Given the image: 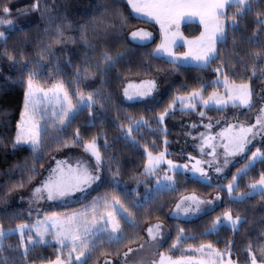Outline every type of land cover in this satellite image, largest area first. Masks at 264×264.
I'll return each mask as SVG.
<instances>
[{"label": "trees", "instance_id": "16d2710c", "mask_svg": "<svg viewBox=\"0 0 264 264\" xmlns=\"http://www.w3.org/2000/svg\"><path fill=\"white\" fill-rule=\"evenodd\" d=\"M33 3L36 0H0V7L8 4L11 8L10 18L13 20L11 28L0 25V31L5 33L4 38H0V230H11L18 224H31L34 219L49 213L65 216L82 210L94 200L102 202L105 198L109 201L119 198L132 213L136 226L121 223L122 239L119 243H109L106 236L101 235L95 249L87 255L86 264H100L104 259L117 258L138 245L145 237L146 226L154 222L167 226L168 235L160 251L173 259L189 255L196 257L197 252L191 249L210 243L221 252L226 253L230 248V259L236 264H251L249 251L259 261L260 248L264 245V194L257 192L249 195V185L258 181L264 173V159L256 160L247 174L238 173L249 163L248 157L257 148H261L264 156V143L253 145L223 178L211 180L210 186L205 181L177 172L174 173L176 191L158 194L153 189L154 175L144 176L142 173L147 160L144 148L147 147L154 155L166 151L167 157H178L182 122L200 112H205L201 117L204 121L225 118L227 122L244 124L251 121L259 109V94L264 86V0H248L243 5H231L226 9L222 17L227 21L224 42L217 45L216 59L206 68H177L163 57L154 59L153 53L159 40L157 26L136 17L126 0H88L86 10L76 13L68 10L66 0H40L39 12L31 10L29 6ZM45 6L48 7L47 12H44ZM57 27L72 40L53 43ZM139 27L152 30L155 38L147 44L131 43L128 33ZM180 28L184 36L191 38L201 32L198 24H183ZM82 33H86L87 43L81 39ZM50 43L52 47L48 48ZM180 49L182 47L176 50ZM49 52L54 55L49 56ZM105 53L116 61L107 75L93 71L107 66L102 59ZM9 55L14 57L15 64L8 60ZM85 66L93 73L88 79L83 77ZM217 68L222 69V77L228 75L236 83H249L253 94L250 110L231 106L223 111L214 107L202 110L197 105L196 110L181 111L176 107L165 117L163 124L158 123L159 115L173 96L187 94L206 85L203 95L207 98L218 89L213 85ZM145 69L148 71L145 72ZM78 70L81 72L79 85L76 82ZM30 72L37 73L36 84L41 88L63 83L74 103L80 93L87 96L91 92L96 100L91 109L94 115H90V110L84 107L73 115L62 131L58 122L44 126L47 131L41 138L38 161L33 160V153L27 146L13 152L8 143L15 136L16 123L24 104L25 88L21 81H26ZM157 75L162 76L165 91L156 101L136 104L121 101L120 91L127 80ZM141 118L149 123L136 128L129 137L128 128L134 127ZM78 130L81 146L74 148L81 150L83 142L96 138L104 159L103 179L91 195L85 201L41 213L8 206V197L28 191L39 179L40 175H37L29 183V170L34 167L36 173L41 174L50 157L64 150L63 143L71 142ZM5 143H8L7 148ZM117 168L119 174L114 180L113 173L117 172ZM233 176H238V179L230 199L227 185L232 182ZM21 181L24 187L12 190L13 185L18 186ZM187 194L202 198L217 194L221 202L213 210L192 220L170 218L175 203ZM238 195H244L245 199L237 201ZM135 204L140 207H133ZM225 211H230L234 219L240 217L242 223L238 229L220 224L213 231V222L217 217L222 221ZM181 228L184 229L182 239L177 241ZM174 242L177 243L175 249L171 247ZM2 246L0 264H47L61 254L58 245L37 243L28 247L25 258L15 233L4 236ZM62 251V258L67 259V249Z\"/></svg>", "mask_w": 264, "mask_h": 264}, {"label": "snow or ice", "instance_id": "6c2138e0", "mask_svg": "<svg viewBox=\"0 0 264 264\" xmlns=\"http://www.w3.org/2000/svg\"><path fill=\"white\" fill-rule=\"evenodd\" d=\"M236 0H127L128 6L132 9L138 17L145 18L146 21H154L160 27L162 34V42L157 45L156 51L153 53V58L158 59L161 57H167V63L179 68L182 66L181 62L194 61L199 67L206 68L210 63L214 62L217 54V45L224 42L226 25L222 20L225 16V8L230 3H235ZM245 0H239V4L243 5ZM33 12L41 11L40 0H36L29 6ZM48 11V7L45 6L44 12ZM0 12L3 16L0 17V25L12 27L13 20L11 17V8L8 4H4L0 7ZM25 15L27 13H24ZM192 18H198L203 31L195 40H185L184 46L187 48L181 56L175 54L173 49L177 46V38L183 39L179 33V25L184 20H190ZM51 20V17H49ZM49 27H52L49 24ZM114 27V26H112ZM175 29V30H174ZM56 37L53 43L62 44L65 40H72V37H65L64 32L60 27L55 29ZM133 40L139 38L141 43L151 40V33L146 31H137L132 34ZM5 33L0 31V38H4ZM81 39L87 43L86 33L81 34ZM52 47V43L48 45V48ZM49 56L54 53L49 52ZM257 55H260L257 53ZM43 58V53L41 54ZM104 63L107 65L101 69L97 67L94 72H101L104 75L111 70L116 61L105 53L102 57ZM8 60L15 64L14 57L8 56ZM148 70L145 69V72ZM217 76L222 74V69L217 68ZM93 74L90 72L88 66L83 69L84 79H88ZM37 73L30 72L26 81H21L24 84V107L20 114V120L16 123L15 136L9 141L11 150L13 152L22 149L24 146L33 153V160L38 161L40 159L39 153L42 147V136L46 134L47 129L42 128L40 120L37 119L38 108L37 101L40 99L39 93H43L44 99L56 107H59V112L53 111V119L58 122L62 127L67 126V123L71 122L73 115L83 107H87L90 115H94L91 112L93 105L96 103L94 94L89 92L85 99L83 93L79 94V103L73 104L72 95L65 88L63 83L54 86L48 91H44L42 88H38L36 84ZM81 79V72L78 70L76 73V82L79 85ZM213 85L219 88V79L213 81ZM206 85L201 88L194 89L187 94L175 95L168 103L164 111L159 115L158 123L163 124L165 117L169 114V111H175L177 103L180 105V110H196L197 102L205 109L215 107L218 111H223L229 106L232 108H242L250 110L252 107V90L247 82L236 83L234 80H230L228 75H224L223 87L224 94H218L217 91H213L207 98L203 93L206 90ZM129 89H134L130 92ZM158 85L155 80H143L138 85L129 84L124 89V96L128 100H132L133 96L140 98H154V93L157 91ZM51 92V95H49ZM46 115V114H45ZM205 112H200V116L203 117ZM43 118V117H42ZM149 122L143 118L136 122L135 127L128 128V136H132L136 128L144 127ZM227 123V118H225ZM195 127V125H193ZM206 132L200 134V137H193V139H199L198 145L199 151L203 155H211L214 160L208 161L209 167L215 162V158L218 157L216 151L217 147H222L224 150V162L223 167H227L229 163V157L243 156L246 151L249 150L248 146L252 144L257 135L264 134V107L260 108L259 114L256 117V123L252 125L244 124H228L217 135H211V124L204 125ZM219 139L220 143L215 141ZM8 143H5L4 147H8ZM167 144V140H165ZM81 146V137L79 130L76 133V137L71 142H64L63 148H72ZM107 145H105V148ZM205 149L210 151L205 153ZM83 151L87 156H90L95 161L93 167L91 163H86L83 160H77L76 166L72 167L67 164V161L57 160L56 167L46 169L48 175L42 177L39 184L34 186L31 192V199L36 202L44 201L48 202L64 201L77 193H86L89 189L93 188L97 182L102 181L104 159L101 155V150L97 145V139L93 138L91 141L83 142ZM144 152L147 154V160L144 164L142 175L152 176L155 175L162 164H167L169 171L176 173L178 167L183 168L185 172L188 171V165L177 166L173 164L171 160L166 159V151L160 152L154 155L152 151H149L147 147L144 148ZM264 159L261 154V148H257L255 152H252L251 157H248L249 163L245 165L243 169L239 170L238 175L247 174V171L256 162V160ZM188 159L191 161L192 156ZM204 163L202 159H196L195 163L191 167L193 173H199L200 177L204 178L205 182L210 186L209 174L201 166ZM19 167V165H17ZM43 167V165H41ZM219 173L222 170L221 165L217 164L215 168ZM111 171V168H109ZM28 182L31 183L37 175L35 168L29 170ZM119 174L113 173V179L115 180ZM238 176H233L232 182L227 185L229 197L235 191L236 181ZM163 183L160 179L156 181V192L159 194L163 191L175 192V181L172 176L165 175L163 177ZM17 187L23 188L24 182L17 185H13L15 190ZM253 191H260L264 194V173L260 175L258 181L249 185ZM147 199V198H146ZM220 197L217 196L216 200ZM244 196L236 197L237 201H243ZM212 204V200L204 201L198 199L195 195L185 196L175 206L176 214H184L187 216L189 213L200 212L201 205ZM100 206L99 200H94L91 206V212L86 208L84 212L76 213L72 216H67L63 220L57 217L56 213H53L51 217H46L43 221L37 220L36 223L31 226L27 224H18L17 231L21 234V247L24 248L25 258L28 255L29 248L25 247L23 237L25 233H28L27 244L34 246L35 244H45L46 237H53L55 243L59 245L60 255H57L55 261H50L49 264H86L87 255L91 253L96 247L95 240L100 238L102 233H107L108 242H116L122 239L121 223L135 227V221L131 218L132 213L124 206L119 198H114L110 202L107 198L103 200V207L105 211L103 213L98 212ZM133 207H140L139 204L133 205ZM127 213V215H125ZM223 220L232 226L233 229H238V225L242 223L240 217L233 219L230 211H225ZM221 224L220 217H217L213 222L212 230L215 231ZM50 226V227H49ZM184 229H180L177 236V241L182 239V233ZM31 233H35V236L39 239H34ZM148 239L157 241L158 237L163 238L162 226L159 224L153 225L147 229ZM4 238V233L0 231V241ZM143 248V245H141ZM173 249L177 247V243H173L171 246ZM63 249H68L67 259L63 257ZM3 250L2 243H0V251ZM129 251H132L131 249ZM192 252H199V257L183 256L179 259H173L171 256H165L163 252L160 253L159 261H154L153 264H233L231 261L230 248L227 252H221L214 248L212 244H201L198 249H191ZM125 257L128 253L124 254ZM225 255L229 258L225 260ZM74 257V261H73ZM249 258L251 264H264V245L260 248V260L258 261L256 256L249 251ZM105 264H112L111 261H106ZM127 264V260H125Z\"/></svg>", "mask_w": 264, "mask_h": 264}, {"label": "rangeland", "instance_id": "374dc122", "mask_svg": "<svg viewBox=\"0 0 264 264\" xmlns=\"http://www.w3.org/2000/svg\"><path fill=\"white\" fill-rule=\"evenodd\" d=\"M248 1V0H247ZM246 1V2H247ZM67 2V6H68V10L71 13H76V12H82L85 11L88 5V0H66ZM245 4V3H244ZM225 23V25L227 26V21L225 19H222ZM181 27V26H180ZM146 31L151 33V40L150 41H146L141 43L139 41V38H137L136 40H133L132 38V33L133 32H137V31ZM175 30V29H174ZM202 30V28H201ZM181 31V28H180ZM181 36V34H180ZM155 38V34L152 30L148 29V28H135L133 30H131L128 33V40L131 43L134 44H147L149 42H151L153 39ZM183 40L180 38H177L176 40V47L173 49V51L175 52L176 55L181 56L185 51H187V48L184 46L183 44ZM183 46V51L180 50H176L178 47ZM185 47V49H184ZM156 51V50H155ZM165 59H167V57H163ZM182 66H197L199 67L194 61H188V62H181ZM0 75H1V62H0ZM219 79L220 81V88L216 89L215 91L218 92V94L223 95L224 94V87H223V80L224 77L222 76H216L215 80ZM143 80H155L157 85H158V89L157 91L154 93V98H145L143 100H141L138 97L133 96L132 100H128L125 96H124V89L129 85V84H133V85H138L140 84ZM60 83H55L47 88H42L44 91H48L49 89H52L54 86L58 85ZM38 88H41L40 86L37 85ZM130 92H133L134 89H129ZM165 91V85L162 83V76L161 75H157L155 77L152 78H147V79H131V80H127L123 87L121 88L120 91V99L123 103L126 104H136V103H149V102H154L156 101ZM214 91V90H213ZM212 91V92H213ZM211 92V93H212ZM210 93V94H211ZM49 95H51V92H49ZM40 99L37 101V108H38V115H37V119L40 120L41 122V126L42 128H44V126L46 124H51L54 123L55 124V120L53 119V111L59 112V107L54 106L53 104H49L43 97V93H39ZM87 96H85L86 99ZM73 102V100H72ZM79 103V96L77 98V101L73 104H78ZM259 109L258 111L254 114V116L252 117L251 121L249 123H239L236 121L233 122H227L225 123L224 119H220V120H214V121H204L201 116L200 113H198L196 115V117H193L191 119L188 120H184L182 122V130H181V136H180V140H179V144L177 145L178 149H179V156L178 157H174V158H169L166 155V159L167 160H171L173 162V164L177 165V166H182L184 164L188 165V171L185 172L183 170V168L178 167L177 172H182V173H186L194 178H197L201 181H205L204 178L200 177L199 173H193L191 171V167L192 165L195 163L196 159H202L204 161V163L201 165L204 170L206 172H208L209 174V180H218L223 178L228 171L230 170L231 166L234 165L235 163H237L240 159L243 158V156H236V157H229V163L227 165V167H223V162H224V150L222 147H217L216 151L218 153V157L215 158V162L213 163V165L211 167H209L208 161H213L214 158L211 155H203L201 154V152L199 151V147L198 145L200 144V140L199 139H193V137H200V134L203 132H206L207 129H205L204 125L206 124H211L212 125V129H211V135H217L218 133H220L224 128H226L228 126V124H244V125H252L256 123V117L259 114V110L260 108L264 107V86L262 87V90L259 94ZM197 105H200L202 110H204L205 108L200 104V102H197ZM24 107V104H23ZM23 107H22V111H23ZM178 109H180V105L177 103L176 106ZM214 107V106H213ZM84 108V107H83ZM215 108V107H214ZM21 111V112H22ZM185 111H189V110H185ZM169 112H173V111H169ZM21 114V113H20ZM46 114V115H45ZM43 117V118H42ZM20 120V119H19ZM193 125H195V127H193ZM135 127V125H134ZM217 144L220 143L219 139H217V141H215ZM264 143V134L261 135H257L256 138L253 140L252 144H250L248 146V149L250 150V148L253 145L256 144H262ZM247 150L246 153L249 151ZM209 149H205V153L209 152ZM165 152V151H163ZM245 153V154H246ZM58 155V156H56ZM54 156H56V158H53ZM189 156H192L193 159L190 161L188 159ZM260 158H258L257 160H259ZM57 160H63V161H67V164L63 165L64 167H67L68 165H71L72 167L76 166L77 160H83L86 163H91V165L94 167L95 166V161L90 157L87 156L83 149L78 150L75 149L74 147L72 148H65L64 150L54 154L52 157H50V159L46 162L45 167L43 168V170L46 169H51V168H55L56 165V161ZM219 164L222 167L221 172L217 173L215 168L216 165ZM46 169L43 171H41V175L39 177V179L30 187L31 188V192L34 186L39 184V181L42 179V177H46L48 175V171H46ZM43 172V174H42ZM176 172V173H177ZM165 175H169L173 177L174 180V173L169 171L168 169V165L162 164L160 166V169L158 170V172L154 175V184H153V189L156 190V181L157 179H160L163 183H167V181L163 180V177ZM100 182V181H99ZM99 182H97V184H95L93 186V188L89 189L86 193H77L75 196L64 200V201H55V202H48L46 199L44 201L41 202H36L34 200L31 199V196H28V202L30 204V206L36 207V208H41V210L39 211H33V210H25V211H30V212H37V213H41L43 211H49V210H54V209H58V208H63L72 204H76L78 202H82L85 201V199H87L91 193L96 189V187L98 186ZM29 188V189H30ZM27 192V191H26ZM26 192H19V193H26ZM260 191H253V189L251 188V192L249 193V195L253 194V193H257ZM194 194H187L182 196L173 206L169 217L173 218V219H180V220H192L195 219L203 214H205L206 212H209L211 210H213L214 208H216L220 202H221V197L217 194L209 197V198H202L199 196H196L198 199L204 200V201H208V200H212L213 203L212 204H203L201 205V211L200 212H194V213H189L187 216H185L184 214L180 213V214H176L175 211V206L178 202H180V200L185 197V196H193ZM219 196L220 199L216 200V197ZM238 196H244V195H238ZM236 196V197H238ZM9 199V198H8ZM10 201V200H9ZM113 200H110V202H112ZM11 203V202H10ZM93 203H91L90 205L84 207L82 210L79 211H74V212H70V214L68 215H60L58 213L57 217L61 220H63L65 217L67 216H72L76 213H81L84 212L85 209L87 208L89 210V212H91V206ZM24 210V209H23ZM105 211L104 207H103V201L100 202V206L98 208V212L103 213ZM53 213H49L46 214L40 218H36L32 221L31 224H27L29 226H31L32 224L36 223L37 220L43 221L46 217H51ZM125 215H127L125 213ZM234 219V218H233ZM159 224L162 226V232H163V238L158 237L157 241H152L148 239V235H147V229L153 225ZM221 224H225L228 226H231L230 224H228L226 221L222 220ZM50 227V226H49ZM232 227V226H231ZM17 227L11 229V230H0L4 233V236L15 233L20 241V245H21V234L16 230ZM168 228L166 225H164L161 222H154L151 224H148L145 228V237L143 238V240L136 246H133L129 249H127L126 251H124L121 255H119L117 258L115 259H104L100 264H105L106 261H111L112 264H125V260H127V264H153L154 261H159L160 258V247L163 244V242L165 241L167 235H168ZM32 237L34 239H39L38 237L35 236V233H31ZM102 236H106L107 238V233H102ZM119 235H121V233H119ZM27 239H28V233L26 232L23 240H24V244L25 247H30L32 245H28L27 244ZM108 239V238H107ZM99 238L95 240V244L98 242ZM46 243H52L55 244V239L51 236L46 237ZM0 243H2V241H0ZM45 243V244H46ZM141 245H143V248L141 247ZM59 246V245H58ZM21 249L24 251V248L21 247ZM132 251H129V250ZM125 253H128V256L125 257ZM67 254H68V249H67ZM201 254L199 252H197V256L199 257ZM165 256H168L167 254H165ZM194 257V258H196ZM229 257L227 255H225V260H227ZM179 259V258H177ZM55 261V260H54ZM73 261H74V257H73ZM233 262V264H236L233 260H231ZM49 264V263H47Z\"/></svg>", "mask_w": 264, "mask_h": 264}, {"label": "crops", "instance_id": "0c3cea01", "mask_svg": "<svg viewBox=\"0 0 264 264\" xmlns=\"http://www.w3.org/2000/svg\"><path fill=\"white\" fill-rule=\"evenodd\" d=\"M127 1V0H126ZM246 1L247 0H245V3H246ZM237 4H239V0H236V2L235 3H230L229 5H227L226 6V8H225V11H226V9L229 7V6H231V5H237ZM131 9V8H130ZM131 11H132V9H131ZM132 13L136 16V17H138L137 16V14L136 13H134L133 11H132ZM138 18H141V19H144L145 20V18H143V17H138ZM222 19H224V18H222ZM150 22H153L156 26H157V29H158V36H159V40H158V43H157V45H159V44H161V42H162V39H163V37H162V34H161V32H160V27H159V25H157L154 21H150ZM183 24H198V25H200V22H199V19L198 18H192V19H190V20H184V21H182L181 23H180V25H179V33L181 34V36L183 37V42L185 41V40H188V41H191V40H195L196 38H198L199 36H200V34H201V32L197 35V36H195V37H186V36H184L183 34H182V32L180 31V26L181 25H183ZM201 26V25H200ZM139 28H146V27H139ZM201 28H202V26H201ZM149 29V28H148ZM201 31H203V29L201 30ZM184 44V43H183ZM180 47H182V49H180V51H183V46L181 45ZM156 48H157V46H156ZM179 48V47H178ZM184 49H185V47H184ZM56 156H58V155H56ZM56 156H54L53 158H56ZM47 168V167H46ZM45 168V169H46ZM44 169V170H45ZM43 170V171H44ZM42 174H43V172H42ZM32 188V187H31ZM31 188L26 192V193H15V194H13V195H11L10 197H8L9 199H8V206H17V207H20V208H22V209H24V210H33V211H39V210H41V208H36V207H33V206H30V204H29V202H28V196H31ZM10 200V201H9ZM11 202V203H10Z\"/></svg>", "mask_w": 264, "mask_h": 264}]
</instances>
